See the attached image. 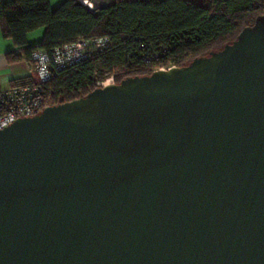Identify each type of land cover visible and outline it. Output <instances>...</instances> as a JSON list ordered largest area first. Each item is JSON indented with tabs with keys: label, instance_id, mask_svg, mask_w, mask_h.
I'll use <instances>...</instances> for the list:
<instances>
[{
	"label": "water",
	"instance_id": "obj_1",
	"mask_svg": "<svg viewBox=\"0 0 264 264\" xmlns=\"http://www.w3.org/2000/svg\"><path fill=\"white\" fill-rule=\"evenodd\" d=\"M0 264H264V16L0 131Z\"/></svg>",
	"mask_w": 264,
	"mask_h": 264
},
{
	"label": "trees",
	"instance_id": "obj_2",
	"mask_svg": "<svg viewBox=\"0 0 264 264\" xmlns=\"http://www.w3.org/2000/svg\"><path fill=\"white\" fill-rule=\"evenodd\" d=\"M260 16L264 0H111L95 11L78 0H64L56 8L51 0H0L3 36L19 50L8 55L11 64L32 66L36 51L52 57L78 40L109 42L90 58L55 70L47 85L49 106L84 98L112 76L120 84L161 68L187 66L233 43ZM39 30L42 41L31 45L30 35ZM155 54L160 60L148 62Z\"/></svg>",
	"mask_w": 264,
	"mask_h": 264
},
{
	"label": "built area",
	"instance_id": "obj_3",
	"mask_svg": "<svg viewBox=\"0 0 264 264\" xmlns=\"http://www.w3.org/2000/svg\"><path fill=\"white\" fill-rule=\"evenodd\" d=\"M78 1L93 10L91 1ZM108 45L107 39L91 42L78 40L74 44L57 49L52 57L43 51H36L29 79L24 83L12 84L9 89L0 91V131L9 128L19 120L36 117L49 107L47 85L52 80L56 69L62 70L88 59L93 54L106 49ZM154 60H160L159 55L155 54L147 61ZM160 70L168 69L161 68ZM113 84H115V76L105 82H99L98 86L105 87Z\"/></svg>",
	"mask_w": 264,
	"mask_h": 264
},
{
	"label": "crops",
	"instance_id": "obj_4",
	"mask_svg": "<svg viewBox=\"0 0 264 264\" xmlns=\"http://www.w3.org/2000/svg\"><path fill=\"white\" fill-rule=\"evenodd\" d=\"M43 35V31H40L38 35L31 34L29 37L30 44H39ZM18 51L12 40L4 38L0 27V91L9 89L13 82L30 74L31 66L26 61L13 64L8 61V55Z\"/></svg>",
	"mask_w": 264,
	"mask_h": 264
},
{
	"label": "rangeland",
	"instance_id": "obj_5",
	"mask_svg": "<svg viewBox=\"0 0 264 264\" xmlns=\"http://www.w3.org/2000/svg\"><path fill=\"white\" fill-rule=\"evenodd\" d=\"M64 0H51V5L53 8H56L58 5H60ZM95 1V4L98 5V6H102V5H106L108 4L111 0H93ZM40 31H43V30H39V31H36L34 32L33 34L34 35H38V33H40Z\"/></svg>",
	"mask_w": 264,
	"mask_h": 264
}]
</instances>
